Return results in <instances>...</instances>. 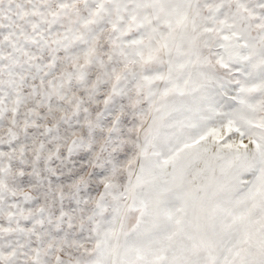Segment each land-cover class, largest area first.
<instances>
[{"label":"snow or ice","instance_id":"6c2138e0","mask_svg":"<svg viewBox=\"0 0 264 264\" xmlns=\"http://www.w3.org/2000/svg\"><path fill=\"white\" fill-rule=\"evenodd\" d=\"M0 264H264V0H0Z\"/></svg>","mask_w":264,"mask_h":264}]
</instances>
